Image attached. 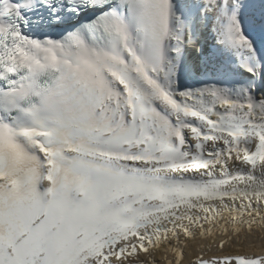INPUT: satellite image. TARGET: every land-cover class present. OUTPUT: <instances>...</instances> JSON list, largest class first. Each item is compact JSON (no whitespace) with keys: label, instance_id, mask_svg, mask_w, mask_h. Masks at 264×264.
<instances>
[{"label":"snow or ice","instance_id":"snow-or-ice-1","mask_svg":"<svg viewBox=\"0 0 264 264\" xmlns=\"http://www.w3.org/2000/svg\"><path fill=\"white\" fill-rule=\"evenodd\" d=\"M0 264H264V0H0Z\"/></svg>","mask_w":264,"mask_h":264},{"label":"bare ground","instance_id":"bare-ground-1","mask_svg":"<svg viewBox=\"0 0 264 264\" xmlns=\"http://www.w3.org/2000/svg\"><path fill=\"white\" fill-rule=\"evenodd\" d=\"M256 250L258 251L259 249L257 248Z\"/></svg>","mask_w":264,"mask_h":264}]
</instances>
